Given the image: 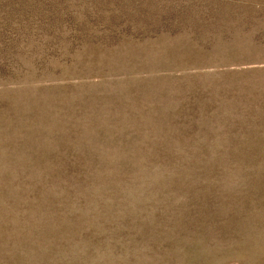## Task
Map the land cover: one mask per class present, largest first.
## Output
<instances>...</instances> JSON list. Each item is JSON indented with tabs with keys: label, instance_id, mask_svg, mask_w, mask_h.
<instances>
[{
	"label": "rangeland",
	"instance_id": "rangeland-1",
	"mask_svg": "<svg viewBox=\"0 0 264 264\" xmlns=\"http://www.w3.org/2000/svg\"><path fill=\"white\" fill-rule=\"evenodd\" d=\"M0 264H264V0H0Z\"/></svg>",
	"mask_w": 264,
	"mask_h": 264
}]
</instances>
